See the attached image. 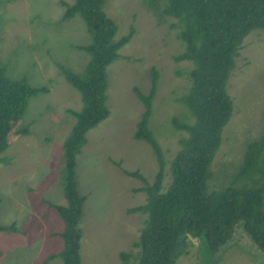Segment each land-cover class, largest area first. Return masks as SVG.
Here are the masks:
<instances>
[{"label":"rangeland","instance_id":"1","mask_svg":"<svg viewBox=\"0 0 264 264\" xmlns=\"http://www.w3.org/2000/svg\"><path fill=\"white\" fill-rule=\"evenodd\" d=\"M73 0H0V63L9 76L27 77L35 87L46 86L28 100L1 153L0 223H14L18 231H0V264H62L59 257L45 258L62 247L63 221L49 203H66L62 185V142L81 108L79 92L68 84L60 65L80 72L86 54L76 45L90 37L78 16L63 19L61 3ZM104 11L117 24V37L133 27L129 42L107 68L109 115L90 129L77 155L78 191L85 196L80 227L81 264H121L120 252H136L143 216L128 209L143 203L135 191L142 182L123 170L138 171L152 183L157 162L150 146L134 138L144 110L136 90L148 94L151 70L157 73L148 125L165 161L164 187L170 182L169 162L179 148L184 130L173 117L187 120L180 98L189 88L192 64L176 61L182 51L173 18L147 9L145 0H107ZM232 112L221 133V144L211 166L209 185H227L240 163L245 144L264 132V33L252 31L235 58L227 80ZM119 164V165H117ZM212 264H264L240 231ZM186 253L174 264H207L202 261L200 240L191 239Z\"/></svg>","mask_w":264,"mask_h":264},{"label":"trees","instance_id":"2","mask_svg":"<svg viewBox=\"0 0 264 264\" xmlns=\"http://www.w3.org/2000/svg\"><path fill=\"white\" fill-rule=\"evenodd\" d=\"M106 1L61 2L65 7L62 18L78 16L90 37L87 44L76 45L86 54L80 72L60 65L65 81L79 92L82 103L78 111L70 110L74 122L62 142L66 203H49L63 221L59 233L62 247L45 260L59 257L62 264H81L79 224L85 196L77 188L76 157L87 142V132L109 115L107 68L133 35L130 27L127 33L116 36L117 24L104 11ZM145 5L158 16L175 20L171 27L178 29L182 51L174 58L192 64L189 88L180 98L189 114L188 121L172 119L185 134L169 162L170 182L164 187L163 152L148 125L157 79L152 69L148 94L136 90L144 110L134 138L150 146L157 170L152 183L138 171L123 170L142 182L135 191L144 193L145 201L128 209L140 213L143 219L133 244L136 252L121 251V264H174L194 238L200 240L202 261L212 264L220 260L239 231L264 254V132L245 144L227 185L219 189L209 185L221 133L232 112L227 80L245 38L252 31L264 33V0H145ZM46 91V86H32L25 76H9L5 64L0 63V155L13 133L28 132L27 127H13L25 112L29 98ZM0 231L17 232L18 228L14 223H0Z\"/></svg>","mask_w":264,"mask_h":264}]
</instances>
